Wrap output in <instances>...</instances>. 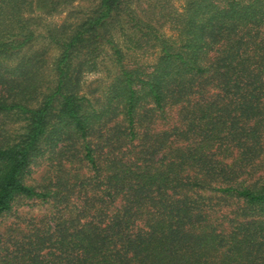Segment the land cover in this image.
I'll use <instances>...</instances> for the list:
<instances>
[{"label":"trees","instance_id":"trees-1","mask_svg":"<svg viewBox=\"0 0 264 264\" xmlns=\"http://www.w3.org/2000/svg\"><path fill=\"white\" fill-rule=\"evenodd\" d=\"M174 1L0 0V264H264V0Z\"/></svg>","mask_w":264,"mask_h":264},{"label":"rangeland","instance_id":"rangeland-1","mask_svg":"<svg viewBox=\"0 0 264 264\" xmlns=\"http://www.w3.org/2000/svg\"><path fill=\"white\" fill-rule=\"evenodd\" d=\"M84 5V2L77 3L74 2L72 5H68L66 7L59 8L58 10L53 11L51 14H41L35 23L39 24V26H44L46 28L50 25H58L60 24L67 16L71 18H77L80 16L81 12L80 7L78 5ZM175 7L178 10H181L182 0H175L174 1ZM76 9V10H75ZM73 12L71 15L70 12ZM39 13V12H38ZM42 27L39 29L43 31ZM163 30L165 33H171L170 26L166 25L163 26ZM43 35L37 36L33 39L27 47H32L33 49H39L40 53L42 54V58L44 63L42 65L44 75L49 74L50 63L57 55V48L55 45L51 44L44 38ZM143 51L134 52L132 56H135L140 62H152L151 55H147L142 53ZM143 54V55H142ZM106 68L110 67V60H105L103 65H101L97 70L86 72L82 75V92L86 93L88 97L92 96L93 93L96 92L97 83H103L105 80L104 75L106 74ZM47 76V75H46ZM2 118H0V122L2 123ZM5 128L11 132L16 131L15 129L20 130V125L18 123H13L11 121H5ZM15 128V129H14ZM17 130V131H18ZM56 162L54 160H45L42 163L38 164L35 168L32 169L29 176L27 177L26 182L32 184L36 187H42L47 184H52V169L55 166ZM51 205L42 204L40 201H34L30 199H21L16 203V214L21 220L25 219H33L39 217V215H43L44 213L49 210ZM15 213V212H14ZM14 215H6L0 218V227L4 225H10L11 221L16 220L14 219ZM10 222V223H9ZM2 229V228H1ZM4 232H2L3 234ZM7 235V233L5 234Z\"/></svg>","mask_w":264,"mask_h":264}]
</instances>
